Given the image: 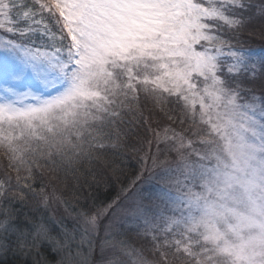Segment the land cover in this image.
I'll return each instance as SVG.
<instances>
[{
  "label": "snow or ice",
  "instance_id": "1",
  "mask_svg": "<svg viewBox=\"0 0 264 264\" xmlns=\"http://www.w3.org/2000/svg\"><path fill=\"white\" fill-rule=\"evenodd\" d=\"M257 21L264 38V0H0V252L11 234L34 264H50L42 245L56 264H264V59L242 46ZM29 78L46 95L20 94ZM153 140L138 161L164 192L65 200L56 232L14 223L37 166L109 187L122 172L100 158Z\"/></svg>",
  "mask_w": 264,
  "mask_h": 264
},
{
  "label": "trees",
  "instance_id": "2",
  "mask_svg": "<svg viewBox=\"0 0 264 264\" xmlns=\"http://www.w3.org/2000/svg\"><path fill=\"white\" fill-rule=\"evenodd\" d=\"M257 23L254 28L248 30V34H246L245 31L242 36V46L248 51H258L259 49L264 48V41L260 35V27H258ZM145 119L147 120L146 114ZM163 127L166 129L169 126L165 125ZM149 137L151 140V132H149ZM137 139V137H133L134 141ZM155 145V140H153L151 147H149L148 144H145L143 151L137 152L135 148L129 146L128 148L121 149L120 156H112L111 154H109V156L107 157L100 158V160L104 161L105 165H107L108 163H112L114 167L119 168L122 172V175H120V182H116L115 180H113L109 187H107L102 182V178L98 175L85 176V172L83 169H78L76 173H73L71 167H69L67 170V174H65V172L62 170L55 171L48 165H43V167L46 168V170H43V173L50 174V172H52L53 175L57 177L56 184L60 185L55 193L50 194V196L52 195L60 203V206L57 210H63L67 212L70 211L68 206L64 203L65 200L72 202V207H76L79 211L84 210L81 207L82 205L91 206L94 202L98 204L99 201H104L105 203L111 201L114 197H116L121 187L127 188L129 183L134 181L135 178L140 175L143 166L138 160H143L148 163L149 161L147 160L146 153L152 155ZM137 147H139V145H137ZM95 167V165H85V169L89 171H91ZM43 173L42 170L39 173L37 172L35 176L37 184L41 183L49 186L50 188H56L53 182L46 181V176ZM76 177H79V181H77ZM85 180H87L88 183H90L92 186L88 187V184H85L84 188L81 191H76V189L79 187V184L84 183ZM43 181H46L49 184L46 182L44 183ZM97 181L100 182L97 183ZM33 192L37 193L38 195H36L35 198H32L31 194H29L27 206H23L19 202L14 205V207L18 209L17 219L16 221H14V223L18 226L22 227L27 224V221H25L24 219L25 216H27L29 220H31L34 216L35 222H37L44 216L45 213H50L49 208H53L49 205L39 206L38 202L40 201L41 196H45V194L36 192L34 188ZM92 197H95L96 200L94 201ZM75 200H78L79 204H76ZM73 215L75 214L73 213ZM18 262L19 259L15 258V256H8L4 259L0 258V264H19ZM170 264H176V262L172 261L170 262Z\"/></svg>",
  "mask_w": 264,
  "mask_h": 264
},
{
  "label": "rangeland",
  "instance_id": "3",
  "mask_svg": "<svg viewBox=\"0 0 264 264\" xmlns=\"http://www.w3.org/2000/svg\"><path fill=\"white\" fill-rule=\"evenodd\" d=\"M257 25H258V27H260L259 22L257 23ZM248 32L249 31H246L245 33L248 34ZM263 41H264V38H263ZM249 52H250V55L254 58L264 59V48L259 49L258 51L257 50H255V51L251 50ZM16 55H18V54L8 53V57H15ZM8 57H4V58L6 59ZM15 87L20 94H23L26 91H31L34 95H46V90L39 83V81L34 80L32 78H29V79L23 81L22 83L17 84ZM2 99H3V97H0V100H2ZM177 131H179V130L177 129ZM156 133H157L159 140L162 141L164 134H165V128L162 127L160 129H156ZM0 135H3V133L0 132ZM168 135L170 136L171 133L169 132ZM155 143H156V145H155L153 153H152L153 157L158 155V144L156 141H155ZM160 159L163 161L165 158L160 157ZM5 162H6V158L4 157L3 152L0 151V173H2V171H3V165ZM100 163L105 165L103 160H100ZM148 164H151V162L149 161ZM41 170L43 173V170H46V168L43 166H37L36 174H37V172L39 173ZM152 170L153 171L150 173L148 171L141 169L140 175L138 177H136L134 181L129 183V185H130V184H133V182H135L134 186L131 189V194L128 196L127 199H125L123 201L124 204H129L131 202V200L140 193H144L145 195H156V194H160V193L165 191L164 187L161 184V180L163 178H165L167 173L163 169H160L159 166L154 167ZM7 171L13 177L16 176V172L13 169L9 168V169H7ZM36 174H35V176H36ZM43 174L46 176V181L53 182L54 185L56 186V188L53 189V188H50L49 186L41 184V183H40L41 185L37 184V181L34 179L32 181V183H33V188L35 189V191L45 194V196H44L45 201H41V199H40L38 205L39 206L49 205V206L53 207L54 209L49 208L50 213H45L44 216L42 218H40V220L37 221L36 223L41 224V225L47 224L53 232H56L59 230L57 224L59 223L61 218H63L65 220V223H67L69 226L72 225V221H71L70 217H68L67 211L57 210L60 206V203L52 195L50 196L51 193L52 194L55 193V191H57V189L60 187V185L56 184L57 177L54 176L52 172H50V174H46V173H43ZM46 181H43V182L45 183ZM48 182H46V183H48ZM198 190H199L198 188L193 189V191H198ZM107 223H108L107 218L101 220V222H100L101 229H103V227ZM24 226H27V224H25ZM101 235H103L102 231H101ZM5 239H7L9 241V243L4 245V251L0 252V258L4 259L8 256L9 257L15 256V258L19 259V262H18L19 264H24V263L34 264V261L38 257L34 254H28V255L21 254V252L18 251L16 248L15 237L13 235L10 234V235L6 236ZM41 252L44 253V255L46 256V258L50 262V264H56V261L59 258L58 254L55 251H53L49 245H42L41 246ZM98 255H99V253H94L93 259L94 260L97 259Z\"/></svg>",
  "mask_w": 264,
  "mask_h": 264
}]
</instances>
